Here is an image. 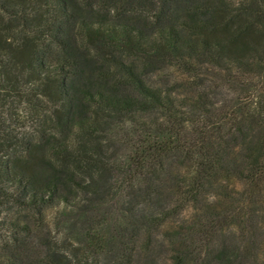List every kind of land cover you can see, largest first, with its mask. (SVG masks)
<instances>
[{
    "label": "trees",
    "instance_id": "obj_1",
    "mask_svg": "<svg viewBox=\"0 0 264 264\" xmlns=\"http://www.w3.org/2000/svg\"><path fill=\"white\" fill-rule=\"evenodd\" d=\"M160 232L170 264H264V0H0V264Z\"/></svg>",
    "mask_w": 264,
    "mask_h": 264
},
{
    "label": "rangeland",
    "instance_id": "obj_2",
    "mask_svg": "<svg viewBox=\"0 0 264 264\" xmlns=\"http://www.w3.org/2000/svg\"><path fill=\"white\" fill-rule=\"evenodd\" d=\"M162 201L154 204V208H159L164 203ZM167 242V234L165 232L158 233L147 252L139 251L136 253L133 264H170ZM105 264H110V262L106 260Z\"/></svg>",
    "mask_w": 264,
    "mask_h": 264
}]
</instances>
